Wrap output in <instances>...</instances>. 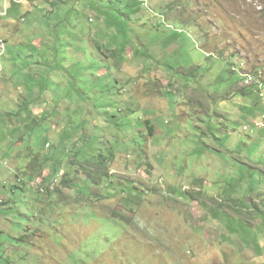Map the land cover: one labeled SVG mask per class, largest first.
Returning <instances> with one entry per match:
<instances>
[{"label": "rangeland", "instance_id": "1", "mask_svg": "<svg viewBox=\"0 0 264 264\" xmlns=\"http://www.w3.org/2000/svg\"><path fill=\"white\" fill-rule=\"evenodd\" d=\"M0 264H264V0H0Z\"/></svg>", "mask_w": 264, "mask_h": 264}, {"label": "built area", "instance_id": "2", "mask_svg": "<svg viewBox=\"0 0 264 264\" xmlns=\"http://www.w3.org/2000/svg\"><path fill=\"white\" fill-rule=\"evenodd\" d=\"M8 1H10V0H6V2H8ZM11 1L15 2L16 4H24V3L28 2L29 0H11ZM7 13H8V10L6 8L3 16H6ZM244 77H245V85H247V86L252 85L256 81L253 76H249L247 74H244Z\"/></svg>", "mask_w": 264, "mask_h": 264}, {"label": "clouds", "instance_id": "3", "mask_svg": "<svg viewBox=\"0 0 264 264\" xmlns=\"http://www.w3.org/2000/svg\"><path fill=\"white\" fill-rule=\"evenodd\" d=\"M9 15V11H8V13H7V15L6 16H2V17H7ZM44 190V189H43Z\"/></svg>", "mask_w": 264, "mask_h": 264}, {"label": "bare ground", "instance_id": "4", "mask_svg": "<svg viewBox=\"0 0 264 264\" xmlns=\"http://www.w3.org/2000/svg\"><path fill=\"white\" fill-rule=\"evenodd\" d=\"M44 193V192H43Z\"/></svg>", "mask_w": 264, "mask_h": 264}]
</instances>
